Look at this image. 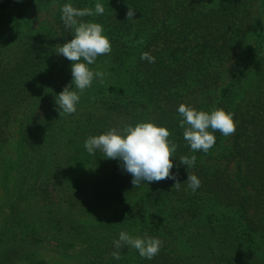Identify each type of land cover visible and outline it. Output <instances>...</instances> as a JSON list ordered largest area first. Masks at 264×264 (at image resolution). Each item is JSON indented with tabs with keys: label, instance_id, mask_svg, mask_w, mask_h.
Wrapping results in <instances>:
<instances>
[{
	"label": "trees",
	"instance_id": "obj_1",
	"mask_svg": "<svg viewBox=\"0 0 264 264\" xmlns=\"http://www.w3.org/2000/svg\"><path fill=\"white\" fill-rule=\"evenodd\" d=\"M97 2L103 15L78 19L102 25L111 53L88 67L110 74L59 116L55 97L72 79L56 53L72 39L60 9ZM54 5L49 28L26 31L27 12ZM180 104L232 113L235 133L217 131L207 153L193 152ZM146 121L178 145L179 190L171 179L134 187L119 160L84 148L89 136ZM193 155L194 167L179 163ZM188 174L201 182L195 192ZM0 184V264H264V0H0ZM122 230L159 238V254L125 245L113 259Z\"/></svg>",
	"mask_w": 264,
	"mask_h": 264
},
{
	"label": "clouds",
	"instance_id": "obj_2",
	"mask_svg": "<svg viewBox=\"0 0 264 264\" xmlns=\"http://www.w3.org/2000/svg\"><path fill=\"white\" fill-rule=\"evenodd\" d=\"M60 11L65 27L72 30V39L60 45L56 53L71 62L72 79L55 97L59 116L76 112L81 94L92 86L94 79H98L101 84L105 82L110 73L99 70L94 72L88 66L94 64L98 56L111 53V43L103 35L102 25L78 19L94 14L103 15L105 9L101 3L97 2L94 9H80L66 3ZM134 13L135 10L128 6L126 18L133 19ZM140 58L155 63V57L147 52L141 53ZM177 112L181 117L179 127L183 129V138L193 152L207 153L215 145L213 133L217 131L225 137L235 133L233 114L223 109L198 111L194 107L180 104ZM170 135L167 128L150 121L137 122L134 126L125 124L119 130L111 128L106 133L89 136L84 141V148L90 155H95L96 150H100L106 158L119 160L121 168L132 176L131 183L134 187L140 186L142 181L160 182L171 179L175 181L173 187L179 190L180 182L171 171L174 167L173 154L178 145L168 139ZM179 160L182 165L194 167L196 156H181ZM186 181L193 192L200 187L201 182L194 174H188ZM125 245L135 249L141 258L151 260L159 254L163 241L147 234L143 237L132 236L122 230L118 239L113 241V259H121L119 250Z\"/></svg>",
	"mask_w": 264,
	"mask_h": 264
},
{
	"label": "rangeland",
	"instance_id": "obj_3",
	"mask_svg": "<svg viewBox=\"0 0 264 264\" xmlns=\"http://www.w3.org/2000/svg\"><path fill=\"white\" fill-rule=\"evenodd\" d=\"M56 10L57 7L51 6L50 8H48L47 10H43L40 12H36V13H32V12H27L26 16L24 18V28H29V30L31 31H39L41 29H45V28H49L51 22L53 21L52 18L55 16L56 14ZM261 11L257 12V15H261L260 14ZM260 18V16H259ZM261 24V23H260ZM262 24L259 26L261 27ZM263 29V27L261 29H258L256 32V34H258L259 32H261V30ZM27 31V29H26ZM16 128V127H14ZM14 136V135H13ZM15 138L13 140H11L7 147L5 148V151L3 153L6 154V152H13V150L15 149ZM5 154L3 156V160L5 161ZM89 169V168H88ZM87 169V170H88ZM15 172L13 173V175H11V182H13V178H15ZM5 202V194H4V188L3 185L0 184V205H2ZM114 208H110V209H100L98 210V215L99 217H96V219H94V221H100L102 219L103 216H106L109 211L113 210ZM42 253L45 257H49V256H53L54 252L51 249L50 246H46L43 248Z\"/></svg>",
	"mask_w": 264,
	"mask_h": 264
}]
</instances>
